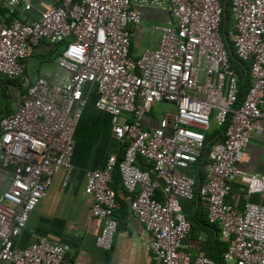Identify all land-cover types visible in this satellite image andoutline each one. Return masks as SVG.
<instances>
[{
	"label": "built area",
	"instance_id": "2783aa9c",
	"mask_svg": "<svg viewBox=\"0 0 264 264\" xmlns=\"http://www.w3.org/2000/svg\"><path fill=\"white\" fill-rule=\"evenodd\" d=\"M36 0H4L10 15L36 10ZM223 0H56L37 19L0 25V79L24 78V61L41 42L64 45L56 57L62 82L26 80L14 111L0 119V170L10 185L0 195V264H62L68 245L46 237L14 244L54 175L72 171L74 133L92 85L96 110L109 116L123 155L85 173L91 216L101 225L96 246L109 251L118 207L111 187L120 175L125 202L150 236L160 264H216L185 251L191 231L179 199H198L207 220L228 246L224 264H264V205L246 202L238 211L226 202L239 179L248 196L263 194L264 175L241 169L252 133L264 124V0H231L234 22L228 38L238 60L249 64L250 85L240 97L238 74L222 39ZM165 12L172 23L156 24L157 48L131 53L132 30L142 9ZM169 103L160 126L144 121L155 105ZM211 119L222 139L207 152L206 178L197 185L187 170L205 146ZM127 144V146H124ZM138 156L149 163L141 169ZM159 194L160 197H157Z\"/></svg>",
	"mask_w": 264,
	"mask_h": 264
},
{
	"label": "crops",
	"instance_id": "0c3cea01",
	"mask_svg": "<svg viewBox=\"0 0 264 264\" xmlns=\"http://www.w3.org/2000/svg\"><path fill=\"white\" fill-rule=\"evenodd\" d=\"M54 4L56 0H36V10L30 13L20 11L16 13L20 19H37V9L45 10ZM9 15L4 6V0H0V25H7L12 21L8 20ZM142 15V22L150 21L152 27L156 24L172 23L171 18L158 9H142ZM137 32L141 34V25L132 30L131 53L140 55L145 49L134 50ZM158 44L159 34L154 45L148 49L157 48ZM63 49L64 45L51 46L46 42L39 43L24 61V79L33 81L37 77H43L49 81L62 82L66 74L57 68L55 59ZM34 60L44 63L40 72L36 70L37 64ZM28 70L31 77L27 75ZM35 71L36 74H32ZM249 85L250 78L247 76L246 82L240 88L242 98ZM0 93L3 97L6 94L10 103L15 104L17 96H19L18 99L20 98L19 89L12 84H7L3 78L0 79ZM84 96L86 105L83 107L81 119L74 133L72 171L67 174L60 170L54 175L46 195L31 213L26 227L14 239V244L23 248L31 245L40 237H46L53 242L68 245L69 250L62 264H160L149 249V234L133 217L127 204L123 208L119 201H117L118 207L114 212L118 226L112 248L109 251H103L96 246L95 241L100 233L101 225L91 216L92 201L85 190V173L103 168L111 155L120 158L124 147L112 137L109 116L95 109L97 94L92 85L85 87ZM164 105L169 107L170 104L164 103ZM14 110H9L0 119ZM162 117L151 112L144 121V126L146 128L159 127ZM222 132L223 129L220 127L216 134L217 137L221 134L219 139H222ZM241 169L247 174L264 175V124L258 125L252 133L244 150ZM10 178V174H5L0 170V195L9 187ZM111 184L116 196L118 195L121 199V184L119 182L116 184L113 180ZM157 197H160L159 194ZM179 202L182 203L180 207L191 227L185 241V251L192 256H205L218 263L223 244L227 242L221 240L218 228L208 223L205 205L198 199L193 201L179 199ZM226 202L238 211H242L246 202L264 205V192L248 196L245 185L236 179L232 183Z\"/></svg>",
	"mask_w": 264,
	"mask_h": 264
},
{
	"label": "trees",
	"instance_id": "16d2710c",
	"mask_svg": "<svg viewBox=\"0 0 264 264\" xmlns=\"http://www.w3.org/2000/svg\"><path fill=\"white\" fill-rule=\"evenodd\" d=\"M230 1L231 0H226V5H225V7H223V11L225 13V16L223 15V21L221 24V34H222V39L225 42V45L229 44V46H230L229 58H230V61L233 65V68L235 69V71L238 74V77H239L238 87H239V91H240L241 86L246 82V79L248 76L249 64L241 62L240 60H238L236 58L234 48H233L232 43L230 42V40L228 38L229 31L233 30V27H234L233 18H232L231 11H230ZM224 2H225V0H223V4H224ZM7 13H8V11H7ZM15 18L20 19V17L18 16L17 13H15L14 15H9L8 20L11 21ZM21 20L26 21L27 19H21ZM246 71H247V74H246ZM3 81H5L7 84H12L14 87H17L20 91V97L26 92V80L24 78H17V79H13V80L3 78ZM239 95L241 97V92ZM4 96L7 97L6 94ZM216 134L213 135V139L211 136L206 134L205 146H204V149L201 153L199 160L197 161L196 164H194L193 166H191L187 170V174L193 176L196 179L197 185L203 184L205 181V178H206L204 168H205V165L207 163V152H208V150L210 149L211 145L214 142L221 140V139H219L221 134L219 135V137H217ZM124 146H127V144H125ZM136 164L141 169H146L150 166L149 163L140 156H138ZM113 182H115L116 184H118V182L120 183V175H119L117 170L114 171ZM110 185L112 187V184H110ZM124 197H125V192H124L123 188H122L121 199H119L118 195L116 196V193H115L116 201H119V203L123 206V208H125V204H126ZM223 245H224V247L221 251V254L219 257V262L216 264H224V262L222 260V254L226 250L228 243H224Z\"/></svg>",
	"mask_w": 264,
	"mask_h": 264
},
{
	"label": "rangeland",
	"instance_id": "374dc122",
	"mask_svg": "<svg viewBox=\"0 0 264 264\" xmlns=\"http://www.w3.org/2000/svg\"><path fill=\"white\" fill-rule=\"evenodd\" d=\"M151 24L152 22L150 21H143L141 24V34L139 32H137V37L135 38V43H134V50H141V49H148L151 48L154 43L156 42V38L158 35V32L154 31L153 29H151ZM61 46V45H60ZM133 57H138L139 55H136L135 53L132 54ZM49 62V61H48ZM51 62V61H50ZM34 63L37 64L36 66V70L37 71H41L42 70V66L44 65V63L40 60H34ZM49 65V63H48ZM52 65V62H51ZM27 75L29 77H31L30 71H27ZM32 74H36V71ZM19 96H17V99L15 100V104L14 103H10V101L8 100L7 97H3L0 93V117H2L4 114H6L7 111L9 110H14V108L16 107L15 105L18 104ZM173 106H166L164 105V103H162L161 105H155L152 109L153 114H157V116L162 117L164 114L166 113H170L172 112ZM210 130L207 133L209 136L212 137L213 139V135H215L219 130H220V126L217 125L213 119H211L210 122ZM184 200V199H183ZM187 201V200H185ZM179 205H182L181 202H179Z\"/></svg>",
	"mask_w": 264,
	"mask_h": 264
},
{
	"label": "water",
	"instance_id": "95a60500",
	"mask_svg": "<svg viewBox=\"0 0 264 264\" xmlns=\"http://www.w3.org/2000/svg\"><path fill=\"white\" fill-rule=\"evenodd\" d=\"M225 5H226V0H225V2H224V7H225ZM224 16H225V13H224ZM226 47H227V50L230 51V46H229V44H226Z\"/></svg>",
	"mask_w": 264,
	"mask_h": 264
}]
</instances>
